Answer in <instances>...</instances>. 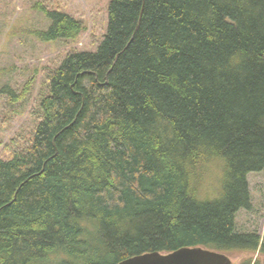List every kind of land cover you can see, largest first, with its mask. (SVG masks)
<instances>
[{
    "label": "trees",
    "instance_id": "obj_1",
    "mask_svg": "<svg viewBox=\"0 0 264 264\" xmlns=\"http://www.w3.org/2000/svg\"><path fill=\"white\" fill-rule=\"evenodd\" d=\"M40 9L41 42L85 30ZM47 82L31 141L0 158V264L182 248L264 264V236L237 226L264 171V0H111L97 51Z\"/></svg>",
    "mask_w": 264,
    "mask_h": 264
},
{
    "label": "rangeland",
    "instance_id": "obj_2",
    "mask_svg": "<svg viewBox=\"0 0 264 264\" xmlns=\"http://www.w3.org/2000/svg\"><path fill=\"white\" fill-rule=\"evenodd\" d=\"M111 0H0V158L31 141L40 116L38 100L48 93L47 78L70 52H96L106 33ZM54 8L76 17L85 30L74 41L44 43L31 34L51 22L40 11ZM4 89V90H3ZM12 148V149H10ZM10 150V151H9ZM252 211H240V232L264 236V171L249 175ZM239 264L257 254H226ZM264 261V255L259 256Z\"/></svg>",
    "mask_w": 264,
    "mask_h": 264
},
{
    "label": "water",
    "instance_id": "obj_3",
    "mask_svg": "<svg viewBox=\"0 0 264 264\" xmlns=\"http://www.w3.org/2000/svg\"><path fill=\"white\" fill-rule=\"evenodd\" d=\"M119 264H233V260L213 250L182 248L169 254L155 252L134 256Z\"/></svg>",
    "mask_w": 264,
    "mask_h": 264
}]
</instances>
